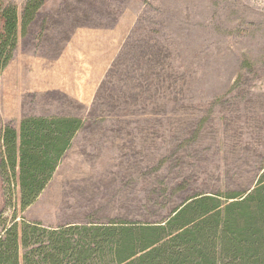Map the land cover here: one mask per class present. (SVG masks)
<instances>
[{
	"label": "rangeland",
	"instance_id": "rangeland-1",
	"mask_svg": "<svg viewBox=\"0 0 264 264\" xmlns=\"http://www.w3.org/2000/svg\"><path fill=\"white\" fill-rule=\"evenodd\" d=\"M0 72V136L83 123L37 201L46 228L158 222L185 199L251 190L264 164V0H44ZM1 145V143H0Z\"/></svg>",
	"mask_w": 264,
	"mask_h": 264
},
{
	"label": "trees",
	"instance_id": "trees-1",
	"mask_svg": "<svg viewBox=\"0 0 264 264\" xmlns=\"http://www.w3.org/2000/svg\"><path fill=\"white\" fill-rule=\"evenodd\" d=\"M44 0H27L22 27ZM18 17L0 5V72L12 60ZM83 123L72 117H26L0 136L8 202L20 213L54 176ZM0 235V264H264V164L244 193L195 195L158 222L113 220L46 228L15 221ZM0 225H4L0 219Z\"/></svg>",
	"mask_w": 264,
	"mask_h": 264
},
{
	"label": "flooded vegetation",
	"instance_id": "flooded-vegetation-1",
	"mask_svg": "<svg viewBox=\"0 0 264 264\" xmlns=\"http://www.w3.org/2000/svg\"><path fill=\"white\" fill-rule=\"evenodd\" d=\"M2 151H3V148L0 145V219L2 218L3 209L5 208L8 202V199H7L8 197L6 194L7 189H6L4 170H3V165H2V157H1Z\"/></svg>",
	"mask_w": 264,
	"mask_h": 264
}]
</instances>
